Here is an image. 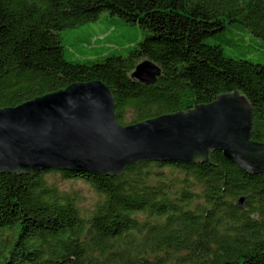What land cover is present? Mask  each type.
<instances>
[{
	"label": "trees",
	"instance_id": "obj_1",
	"mask_svg": "<svg viewBox=\"0 0 264 264\" xmlns=\"http://www.w3.org/2000/svg\"><path fill=\"white\" fill-rule=\"evenodd\" d=\"M145 62L161 70L150 86L132 79ZM94 82L123 127L238 92L264 144V0H0V111ZM0 264H264V173L215 153L120 178L0 175Z\"/></svg>",
	"mask_w": 264,
	"mask_h": 264
},
{
	"label": "water",
	"instance_id": "obj_2",
	"mask_svg": "<svg viewBox=\"0 0 264 264\" xmlns=\"http://www.w3.org/2000/svg\"><path fill=\"white\" fill-rule=\"evenodd\" d=\"M161 70L139 65L132 79L150 86ZM254 113L238 92L187 113L139 125L118 123L101 82L73 85L0 111V175L76 172L120 178L142 163L196 166L215 153L249 175L264 173V144L252 141Z\"/></svg>",
	"mask_w": 264,
	"mask_h": 264
},
{
	"label": "rangeland",
	"instance_id": "obj_3",
	"mask_svg": "<svg viewBox=\"0 0 264 264\" xmlns=\"http://www.w3.org/2000/svg\"><path fill=\"white\" fill-rule=\"evenodd\" d=\"M53 182L59 188H61L62 191L68 192L69 194H77V196L80 198L81 207L82 209H91L94 205L95 199L93 194L91 193L90 189L83 185L82 182H65L64 180L57 178L52 179Z\"/></svg>",
	"mask_w": 264,
	"mask_h": 264
}]
</instances>
